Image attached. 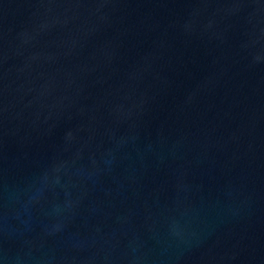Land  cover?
<instances>
[{
	"label": "water",
	"instance_id": "95a60500",
	"mask_svg": "<svg viewBox=\"0 0 264 264\" xmlns=\"http://www.w3.org/2000/svg\"><path fill=\"white\" fill-rule=\"evenodd\" d=\"M0 264H264V0H0Z\"/></svg>",
	"mask_w": 264,
	"mask_h": 264
}]
</instances>
